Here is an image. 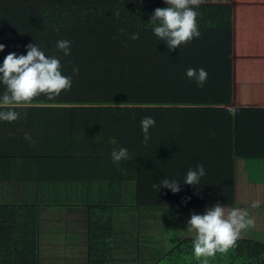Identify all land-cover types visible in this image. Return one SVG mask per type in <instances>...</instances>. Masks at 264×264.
<instances>
[{"label": "crops", "instance_id": "1", "mask_svg": "<svg viewBox=\"0 0 264 264\" xmlns=\"http://www.w3.org/2000/svg\"><path fill=\"white\" fill-rule=\"evenodd\" d=\"M122 4L165 5L163 0H0V43L6 45L0 61L9 52L25 54V45L36 43L60 59L62 73L72 80L71 88L58 96L39 95L18 107L27 113L21 119L0 122V197L16 202L21 195L36 198L45 193L49 211L41 214V238L78 241L91 206L114 203L101 195L106 182L87 187L82 183L90 170L79 169L84 166L75 158L55 155L66 152L72 139L73 144L85 136L77 132L134 136L141 132L140 120L152 116L156 123L151 138L142 144L146 156L157 158L141 161L140 179L125 188L148 190L152 181L175 179L180 193L233 192V205L246 207L255 200L259 205L253 209H264V0H199V5L217 7L213 14L220 16V24L228 14L221 7L230 5L232 29L205 28L197 22L199 38L172 51L147 29L148 20H129L133 10L125 11L126 21L114 17L98 25L106 19H99L104 9L93 6ZM41 5L49 8L42 26ZM89 11L93 15L86 14ZM69 15L74 29H47L52 22L65 26ZM132 32H139V38L129 39ZM58 39L71 41L70 55L56 50ZM73 66L78 68L75 74ZM188 68L205 69L206 82L198 86L187 78ZM25 133L34 142L26 141ZM197 164L206 171L200 185L183 184L187 169ZM94 165L101 175H116V169ZM81 187L88 190L82 195L88 202L65 203L63 199L73 200L71 192ZM113 187L116 190L114 182ZM16 210L7 206L0 213L15 218Z\"/></svg>", "mask_w": 264, "mask_h": 264}, {"label": "trees", "instance_id": "2", "mask_svg": "<svg viewBox=\"0 0 264 264\" xmlns=\"http://www.w3.org/2000/svg\"><path fill=\"white\" fill-rule=\"evenodd\" d=\"M157 7H166V5L122 4L99 5L92 8L104 9L99 19H106L100 21L98 25H105L109 19L116 17L112 15L114 11L111 10L114 9L119 12L117 20L126 21L125 11L129 13L133 10L134 12L128 14L129 20L145 19L148 20L147 24L151 25L149 20ZM216 8L211 5H199L197 22L200 25L204 24L205 28L232 29V7L230 5L221 7L228 13L223 24H220L221 20L217 21L220 16L213 14ZM71 9L76 14V9ZM48 10V6L39 7L41 26ZM107 12L112 13L110 16L104 15ZM61 13L63 12L59 15ZM86 14L92 13L89 11ZM57 16L53 18L56 19ZM65 18L67 22L65 26H58L52 22V28L47 29L58 31L74 29L73 24H69L73 21L72 16ZM39 29L44 32L46 28ZM77 134H85V136L76 138L73 144L72 139L71 145L67 146L68 150L63 153L56 152L55 157L62 156L67 160L75 158L76 162L84 166L79 169L88 168L90 175L85 176V181L82 183L87 187L94 189V184L106 182L101 195L104 196V201L110 200L114 204L103 202L91 206L89 223L84 227L80 224L81 233L78 241L63 242L60 239L49 242L41 238L39 230L41 214L49 211L47 208L49 197L45 198V193H41L42 197L37 193L36 198H26L21 195L16 202L10 200L11 198L0 197V203H3L0 204V210L7 206L17 209L15 218L5 219L0 213V264H83L84 258L86 264H200L191 253L193 234L186 229L187 219L193 212L202 213L206 206L216 202L233 205L235 194L219 191L172 193L165 188L156 192L153 189L144 190L140 186L134 191L129 190L125 187H128L132 180L140 179L141 161L151 160L152 156L157 158L155 154L146 156L148 152L145 146L135 136H142V133H134V136L120 131L77 132ZM116 146L127 148L130 160L119 165L114 164L110 159V152ZM94 164H100V168H103L101 170L116 169V175H101ZM113 182L117 185L116 190L115 186L111 188ZM152 183L155 184L153 181ZM73 193L76 195L75 198L70 200L65 197L63 199L65 203L80 206L88 202L87 199H82V195L88 194L87 188L81 187V190L71 192ZM187 195L189 198L186 197ZM182 202L184 207L180 206ZM15 207L20 208L21 211ZM262 213L263 211L258 209L251 211L249 209L254 221L253 226L242 230L243 234L237 238L235 247L208 258V264H264V214ZM181 230L185 234L177 238ZM74 238L76 240L77 236ZM71 246L74 247L70 248Z\"/></svg>", "mask_w": 264, "mask_h": 264}, {"label": "clouds", "instance_id": "3", "mask_svg": "<svg viewBox=\"0 0 264 264\" xmlns=\"http://www.w3.org/2000/svg\"><path fill=\"white\" fill-rule=\"evenodd\" d=\"M166 7H157L153 10L149 22L153 36L163 42L169 51L174 50L193 39L199 38L197 25V8L199 0H163ZM117 18L119 12L113 13ZM123 32L124 29L118 30ZM115 38V37H114ZM139 38V32L129 34V39ZM6 45L0 43V52ZM55 48L64 56L70 55L71 41L58 39ZM26 53H7L0 61V122H14L26 116L16 109L28 105L33 98L45 95L56 97L62 91L71 88V77L65 76L61 71L60 59L54 55H47L36 43L25 45ZM72 72H78L73 66ZM185 76L202 86L207 79V72L203 68H188ZM152 116H145L140 120L142 133L141 143L147 144L150 140V129L155 126ZM29 143L34 142L29 133L24 134ZM128 149L123 146L113 147L110 159L114 164L130 160ZM206 175L202 164L187 169L183 176V184L200 185L201 179ZM152 189L158 192L161 188L172 193L180 191V183L175 179L164 178L159 184H153ZM258 201H250L248 206L222 204L216 202L206 206L202 213L193 212L186 222V229L192 233L191 253L200 264H208V258L214 257L218 252L223 253L235 247L236 240L241 236L242 230L253 226L254 221L249 209L257 208Z\"/></svg>", "mask_w": 264, "mask_h": 264}, {"label": "rangeland", "instance_id": "4", "mask_svg": "<svg viewBox=\"0 0 264 264\" xmlns=\"http://www.w3.org/2000/svg\"><path fill=\"white\" fill-rule=\"evenodd\" d=\"M258 210L264 212V209L262 208H258ZM182 234H185V232L183 230L179 231V233L177 234V238H179Z\"/></svg>", "mask_w": 264, "mask_h": 264}]
</instances>
